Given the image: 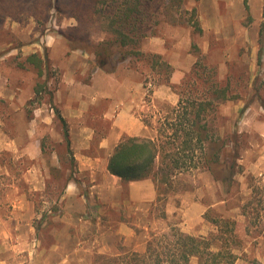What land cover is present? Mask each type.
<instances>
[{
    "label": "rangeland",
    "instance_id": "374dc122",
    "mask_svg": "<svg viewBox=\"0 0 264 264\" xmlns=\"http://www.w3.org/2000/svg\"><path fill=\"white\" fill-rule=\"evenodd\" d=\"M211 1L140 0L146 21L138 25V34L146 37L137 45L115 48L116 55L104 70L86 53L78 51V60L91 66L88 75L94 70L116 72L143 85L138 115L147 127L145 136L160 134L166 117L174 116L173 109L183 99V105L187 100L210 101L206 116L212 130L228 142L239 141L238 169L229 191L209 171L178 174L143 217L148 226L141 246L152 233H168L175 227L217 245L227 244L237 255L236 264L254 259L264 264V50L259 62L264 49V2L259 12L261 0H244L247 14L234 21L222 2L217 17L203 12ZM110 11L105 7L94 17L88 29L91 42L111 39ZM76 26L74 18L54 11L46 21L28 14L0 17V217L19 202L18 191L26 192L41 218H33L36 234L49 247L48 233L65 224L61 219L66 217L67 203L76 212L71 215L77 237L106 239L118 244L121 253L132 248L124 246L127 230H120L119 224L129 222L133 232H139L136 219L127 208L110 207L108 201L115 193L98 199L90 179L79 178L56 118L61 67L77 52L62 34L73 33ZM137 51L141 55L133 54ZM127 52L131 54L124 56ZM35 53L45 59L41 77L37 65L27 60ZM88 75L77 78L88 82ZM41 81H46L52 98L47 90L36 99L35 87ZM72 124L67 123L69 130ZM6 142L9 149L2 148ZM36 175L44 182L42 192L35 190L40 188ZM70 184H76L75 190L68 188ZM110 184L116 188L119 182ZM122 201L129 204L126 192ZM32 248L31 253H36L37 247ZM14 254L9 264H17ZM97 257L91 264H100ZM189 264L202 263L194 257Z\"/></svg>",
    "mask_w": 264,
    "mask_h": 264
},
{
    "label": "trees",
    "instance_id": "16d2710c",
    "mask_svg": "<svg viewBox=\"0 0 264 264\" xmlns=\"http://www.w3.org/2000/svg\"><path fill=\"white\" fill-rule=\"evenodd\" d=\"M140 4V0L136 3L133 0H0V17L28 14L46 21L54 11L74 18L77 21V26L72 29L74 32L62 36L70 43L71 50L93 56L97 65L104 70L116 55L115 48L137 45L140 38L147 36L138 34V25L146 21ZM105 7H110V12H113L109 23L112 37L93 43L88 29L94 24V17L103 13ZM142 28H146V25ZM263 50L259 52V62ZM127 54L131 52L124 56ZM133 54L141 55V52ZM27 60L37 65L39 76H43L41 67L45 59L35 53ZM47 90L46 81L38 82L35 87L36 99L40 100L39 96ZM47 93L52 98V91ZM183 104V99H180L178 107L172 111L174 116L166 117L165 127L156 137L124 136L109 158L110 174L120 178L123 184L152 179L158 193H162L166 186L173 184L178 174L203 169L211 172L215 180L229 191L238 169L239 141L231 138L233 141L228 142L227 137H221L212 130L206 116L208 107L212 105L210 101L187 100ZM56 118L62 124L63 137L73 164L75 160L70 149L69 128L58 109ZM234 136H237L236 133ZM236 256L225 243L217 245L213 240L196 238L170 227L168 233H152L143 253L125 250L118 255L98 257L100 264H189L194 257L202 264H236ZM249 264L260 263L254 259Z\"/></svg>",
    "mask_w": 264,
    "mask_h": 264
},
{
    "label": "crops",
    "instance_id": "0c3cea01",
    "mask_svg": "<svg viewBox=\"0 0 264 264\" xmlns=\"http://www.w3.org/2000/svg\"><path fill=\"white\" fill-rule=\"evenodd\" d=\"M220 2L234 21L243 20L247 14L244 0H212L209 8L202 7V11L206 10L211 16L217 17L220 14ZM263 2L264 0L259 1V12ZM51 45L49 43L48 46ZM78 57L79 53L73 52L68 62L61 67L62 87L55 97L61 116L68 124L74 123L70 126L69 134L77 174L79 178L90 179L98 199L115 193L114 198L108 201L110 207L115 210L127 208L133 214L136 219L134 225L140 228V232H133L129 222L122 221L119 226L120 230H127L123 233L126 235L124 246L141 251L145 246H141L139 241L148 226L143 217L155 205L158 190L152 179L123 184L120 178L110 174L108 163L115 147L124 136H145L147 127L138 115L144 88L141 83L121 78L116 72L94 70L88 75L91 66L83 60L79 61ZM78 74H87L89 81L78 79ZM94 138L98 141H94ZM7 145L11 144L6 142L2 148L9 149ZM34 178L40 184V188L35 189L36 192H42L44 182L38 175ZM112 180L119 182L116 188L110 184ZM75 186L76 184H70L68 188L75 190ZM125 192L129 204L122 201ZM18 194L19 202H15L13 209L0 217V264H9L12 252L18 257L17 264H91L96 261V255L119 254L116 243L110 244L106 239L87 241L77 237L72 223L75 221L72 215L76 212L67 203L64 206L66 217L61 219L65 224L63 227L50 229L48 234L52 242L49 247H44L36 234L33 220L34 217L38 220L41 218L37 216L27 193L18 191ZM32 247H37L36 253H31ZM20 253L22 255L19 256Z\"/></svg>",
    "mask_w": 264,
    "mask_h": 264
}]
</instances>
